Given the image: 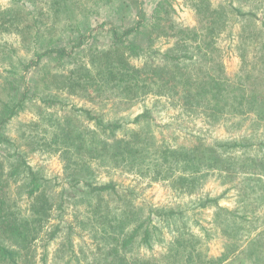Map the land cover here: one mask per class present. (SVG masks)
<instances>
[{"label": "trees", "instance_id": "trees-1", "mask_svg": "<svg viewBox=\"0 0 264 264\" xmlns=\"http://www.w3.org/2000/svg\"><path fill=\"white\" fill-rule=\"evenodd\" d=\"M102 1H52L46 12L32 15V24L29 26L12 23V19H6L4 15L0 17V36L20 35L25 42L28 40L27 56L17 59V63L14 61L8 64L10 65L6 70L8 74L1 83V91L6 93L4 98H0V149L12 151L4 154L5 168L0 164V264H36L34 249L31 248L33 240L42 230L50 213L59 219L64 211L63 203L70 201L68 195L71 196L76 190L70 183L68 187H63L60 190L61 202L54 209L46 194L41 193L42 199L38 206L35 207V204L31 206V217L27 218L23 214L19 204L21 195L29 198L41 192L43 179L27 162L20 144L12 140L5 129L26 110L27 106L32 104L39 108V120L29 124L32 125L30 128L27 127L30 136L26 137L41 151L51 153L59 151L64 156L69 155L70 150L80 151L79 149L85 145L82 137L88 133L91 140L86 147L93 156L96 154L100 157L101 163L134 166L135 170L140 171L150 170L149 167L144 169L143 166L148 165L147 157L141 155L143 150L153 145V138L148 134L152 120L148 108H143L141 113L127 120L120 116L106 117L93 108L73 107L71 108L73 113L85 118L87 124L91 126L88 128V124L87 130H83L73 125L74 117L63 119L56 117L67 103L55 95L47 94V91H52V85L63 88L69 83L67 86L69 89L77 81L76 77L81 79L88 75L89 67L96 70L104 68V71L99 73L102 74V79L112 85V90L120 95V101L129 104L155 91L167 94L171 98L180 97L179 99L188 103L189 110L203 114L204 120L208 122L219 123L236 116L243 118L250 113L264 120V0H261L263 6L258 13L255 10L242 12V0H223L220 4H215L211 0H186L187 7L192 10L197 22L195 25L175 20L176 9L172 0H154L148 10H145L142 2L138 0H116L125 8L131 3L134 11L128 25H119L111 20L108 10L98 12V2L102 6ZM79 12H85L89 17L96 13L99 22L95 25H88L86 22L85 30L78 27L77 31L69 32L66 37L59 35L57 23L64 21V26L72 27ZM236 18L248 20L252 24V34L256 42L253 55L258 62L253 66H244L239 73L230 76L222 62L215 58L213 49L216 37L228 20ZM105 33L111 38L109 49L99 50V53L96 50V54L83 63L80 60L81 56L91 48L97 35ZM145 34L150 37V42L154 38L162 37L171 39L172 44L159 54L160 50L152 48L150 42L145 47L138 44L137 38ZM6 46L7 43L0 44L2 50ZM11 50L8 49L13 53ZM119 50L126 51L131 58H140L142 54L147 53L145 55L147 59L141 64L140 70L139 68L135 71L130 70L128 65L117 62L120 60ZM7 53L4 51L3 54ZM51 62H57L58 67L66 70L68 75L61 76V70L57 69L56 74L47 71L41 76L40 70L42 72ZM48 111L49 117H45ZM129 124L134 126H128ZM38 126H41L43 137L33 133V129H37ZM109 138L113 140L109 141ZM193 154L173 152L164 158L167 163L176 165L182 163V168L186 171L180 172L175 180L174 185L179 186L180 193L187 189L192 191L193 185L200 178L194 174L198 173L203 164L199 162V157H194ZM191 160H196L192 166L197 167V170L192 172L187 171ZM206 163L212 165L214 161ZM258 166L264 169V164ZM261 175L264 176V171ZM10 177L22 179L19 187L12 188ZM244 180L242 181L245 182ZM70 181L80 182L76 178H71ZM83 185L86 186V192L91 198L102 200L108 193L113 195L116 201L112 207L108 205L100 207L98 204L91 206L93 207L91 215L101 225V238L105 239V236L110 234L108 228L112 229L115 235L114 247L100 251L94 256L91 264H232L233 259L231 260L230 256L241 251V244L233 250L231 243L227 245L228 249L222 257L207 259L208 257L195 246L198 240L185 227L181 211L178 213V221L175 220L179 223L176 227L180 230L175 236L173 234V238L167 244L165 242L167 249L162 260L134 255L133 251L152 248L153 242H163L162 236H155L154 226L150 227L152 221L150 215L135 221V212L130 205L132 201L117 183L108 181L94 184L85 181ZM217 199L208 198L206 201L217 203ZM204 205L203 203L202 206ZM231 216L249 222V219H243L242 215L236 216L232 213ZM132 221L134 223L130 224ZM234 226L238 228L243 225L228 219L222 231L226 233L228 228ZM51 228L48 238L54 239L60 226L55 224ZM253 229L256 230V227L253 226ZM260 235L255 242L256 249L249 247L247 250L242 249L243 255L259 254L264 250V234ZM241 238L243 245L249 240V235ZM45 257L46 253L41 257L42 264H46ZM233 257L235 258V255ZM253 259L259 260V257Z\"/></svg>", "mask_w": 264, "mask_h": 264}, {"label": "rangeland", "instance_id": "rangeland-1", "mask_svg": "<svg viewBox=\"0 0 264 264\" xmlns=\"http://www.w3.org/2000/svg\"><path fill=\"white\" fill-rule=\"evenodd\" d=\"M52 1L56 0H0V17L4 15L6 19L11 18L12 23L17 22L20 25L29 26L32 24V15L46 12ZM138 1L142 2L145 10H148L154 0ZM211 1L215 4L223 2V0ZM171 2L176 9L175 20L177 22L190 25L197 23L192 10L187 7L186 0H172ZM261 3V0H242L241 11L255 10L258 13L263 6ZM97 8L98 12L108 10L111 20L119 25H128L132 20L129 18L134 14L131 3L125 8L116 0H103L102 6L98 2ZM49 9L52 8L49 7ZM128 12L131 13L130 16ZM95 14L89 17L87 13L79 12L75 17L77 21H74L72 27L69 28L67 25L64 26V21L58 22L59 35L66 37L69 32L77 31L78 27L80 30H85L86 22L88 25L97 24L99 19ZM252 27L248 20L242 18L228 20L219 36L216 37L213 54L222 62L226 73L230 76L239 73L242 67L253 66L258 62L253 55L256 42ZM147 35H140L137 38L140 46L145 47L151 41ZM26 42L20 35L3 34L0 36V44L7 43L5 49L0 48V98H4L6 93V91H1V83L8 74L6 72L10 67L8 64L14 61L17 63V59L27 56L28 40ZM110 43L111 38L107 33L97 35L91 48H86L80 60L83 63L87 62L96 54V50L98 52L109 49ZM149 44L152 48H156L155 50H160V54L171 46L172 40L158 37ZM8 49L14 52H9ZM4 51L8 53L4 55ZM145 55L142 54L140 58H131L126 51L119 50L118 59L120 60L117 62L128 65L130 70L135 71L138 68L140 70L141 64L147 59ZM89 68L86 77L75 78L80 82L76 81L73 87L67 89L69 83L63 88L52 85V91H47V94L55 95L67 103L64 110L59 111L56 117L60 119L74 117L72 118L73 125L87 130L89 124L87 120L78 113H73L71 108L82 106L93 108L105 114L106 117L120 116L127 120L141 113L143 108H148L152 117L148 134H151L153 138V145L143 150L141 155L147 157L148 165H144V169L149 167L150 170L140 171L135 170L134 166L101 163L100 157L96 154L93 156L86 147L91 140L88 133L82 137L85 145L79 149L80 151L70 150V154L65 156L59 151L55 153L41 151L26 137L30 136L27 130L32 125L29 124L39 120V108L32 104L27 106L26 110L21 112L5 129L7 135L20 144L27 162L43 179L41 192L29 198L21 195L19 204L23 209V214L27 218L31 217V206L32 204H35V207L38 206L42 199L41 193L46 194L54 209L61 202L60 190L63 187H68L70 183L76 189L71 196L68 195L70 201L63 203L64 211L59 219L50 213L42 230L33 240L31 248L34 249L36 264H42L41 257L44 253H46V264H91L94 256L100 251H107L114 247L113 230L108 228L110 234L102 239L101 225L94 220L90 211L93 210L91 206L98 204L100 207L106 205L112 207L116 201L113 195L108 193L102 200L91 198L86 192V186L83 185L85 181L94 184L108 181L117 183L132 201L130 205L135 212L134 220L139 221L149 215L152 218L150 227L154 226L155 236H162L163 242H153L152 248L133 251L134 255L162 260L166 253L167 242L173 238V234L175 236L180 230L176 227L179 223L175 220L178 221V213L181 211L185 227L198 240L195 246L208 257L207 259L222 257L228 249L227 245L231 243L233 250H236L238 244H241V251L242 249L247 250L248 247L256 249L257 236L264 234V176L261 175L264 169L258 166V164H264V120L250 113L243 118L236 116L219 123L208 122L204 120L203 114L189 110L188 103L179 99L180 97L171 98L167 94L155 93V91L129 104L120 101V95L112 90V85L102 79V74L99 73L104 71V68L97 70L93 67ZM57 69L61 70V76L68 75L66 70L58 67L57 62H51L42 72L40 70L39 74L45 75L47 71L56 74ZM50 111L45 114V117H49ZM128 126H134V124ZM90 127L89 124L88 128ZM33 131L38 137H43L41 126L34 128ZM111 140L113 139L109 138V141ZM234 143L237 145L234 146ZM10 151L12 149H0V164L4 168L6 166L4 154ZM173 152L194 153L193 156L199 157V162L203 164L198 173L194 174L200 178L193 185L192 191L187 189L180 193L179 186L174 185L180 172L185 173L186 171L183 170L182 163L176 165L171 162L167 163L164 159ZM212 160L214 161L212 165L206 163ZM191 161V164L188 163L187 171L192 172L197 170V167L192 166L196 160ZM182 162H184L183 159ZM71 178H76L80 182H74L76 183L74 185L70 181ZM243 179L245 182L242 181ZM9 180H11L12 188L19 187L22 183V179L15 177H10ZM208 198H218L217 203L206 201ZM201 203L205 205L202 206ZM232 213L236 216H244L243 219H249V222L234 218L231 216ZM228 219L243 226L230 227L227 231L231 230L232 233H224L222 228L225 227ZM132 223L134 221L130 224ZM55 224H59L60 229L54 239H49L48 232ZM246 235H249V240L242 245L243 238L241 237ZM241 251L234 253L235 258L233 254L230 256L231 260L233 259L232 264H264V250L250 256L243 255ZM253 257H259V260Z\"/></svg>", "mask_w": 264, "mask_h": 264}]
</instances>
